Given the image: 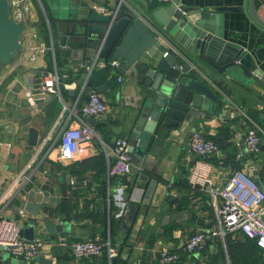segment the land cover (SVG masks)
Here are the masks:
<instances>
[{"label": "crops", "instance_id": "1", "mask_svg": "<svg viewBox=\"0 0 264 264\" xmlns=\"http://www.w3.org/2000/svg\"><path fill=\"white\" fill-rule=\"evenodd\" d=\"M60 1L42 0L48 22L39 2L30 0L32 30L38 35L34 40L25 35L20 58L0 70V193L26 168L30 174L29 180L15 186V195L6 201L3 213L19 220L27 233H35V239L44 242L37 259L27 261L2 248L0 258L5 264H172L161 260V250L179 246L192 232L208 229L217 218L212 196L188 182L189 169L197 158L190 148L192 130L202 129L219 144V151L212 157L219 184L225 183L233 170L243 169L264 188V133L260 152L251 153L244 144L245 133L254 122L264 130V86L241 69L237 80L215 81L220 89L211 84L218 104L213 100L203 102L192 115L193 120L184 118L168 132L165 128L155 132L143 160H134L132 172L123 179L130 202L137 204V213L127 225L123 218L127 210L118 217V207L108 201V190L115 180L108 176L107 152L100 141H94L75 158H64L55 138L64 124L77 125L73 117L65 123L68 112L64 113V108L75 104L81 108L91 90L88 83L98 73V86H104L100 93L108 111L102 116L84 117L109 146L117 137L131 140L139 116L147 112V78L140 81L121 72V66L102 69L98 65L90 75L84 64L76 67L75 50L79 45L68 33V21L57 15L65 10L59 6ZM83 1L98 9L99 5L110 7L119 2ZM135 1L146 19L153 18V10L159 6L212 13L222 6L235 7L223 13L225 37L248 50L244 64L249 71L259 72L264 82V27L252 18L249 0ZM120 4L126 7L124 0ZM257 9L264 19V1L257 0ZM41 44L48 48L42 51L35 47ZM54 69L60 75V94L53 95L62 100L55 111L58 118L46 126L43 99L48 94L35 95L36 106L30 99V88ZM32 127L39 130L35 145L30 143ZM152 178L159 181L151 203L146 205L144 193ZM24 202L39 207L34 213L35 208H27ZM88 239L110 240L118 247V254L112 259L106 251L99 256L76 257L73 243ZM253 241L238 233L225 239L210 237L205 248L184 255L177 264H264V251L255 250Z\"/></svg>", "mask_w": 264, "mask_h": 264}, {"label": "water", "instance_id": "2", "mask_svg": "<svg viewBox=\"0 0 264 264\" xmlns=\"http://www.w3.org/2000/svg\"><path fill=\"white\" fill-rule=\"evenodd\" d=\"M120 1L110 6L109 12H103L83 0H61L59 6L65 10L57 15L68 21V33L79 45L74 49L78 57L76 67L91 63L95 57L105 62L117 59L121 63V72L135 75L140 81L147 78L144 84L148 89L144 102L147 112L139 116L131 133L130 151L135 161L143 160L156 131L161 132L165 128L168 132L184 118L193 120L192 115L203 102L213 100L215 105L218 104L219 98L211 84L237 80L242 69L264 86L260 73L249 71L244 64L248 50L225 37L223 13L235 7L222 6L212 13L184 6H159L153 10V18L146 19L135 0H127L129 4L124 0L126 7L119 6ZM12 7V0H0V70L22 54L26 24L13 17ZM249 11L252 18L264 27L257 0H249ZM167 42L177 47L179 52ZM189 60L197 67H192ZM203 75L211 81L203 79ZM88 86L99 92L104 87L95 86L92 81ZM43 100L46 102L45 125L50 126L58 118L55 111L62 99L48 94ZM38 134L39 130L32 127L31 144L37 143ZM158 181L157 178L150 180L144 193V204L151 203ZM26 203L24 206L26 204L27 208H35L34 213L39 207L32 202ZM136 213L137 204L130 202L123 217L127 225L132 223ZM26 230L22 228L21 234L35 239V233L30 234ZM0 264H5L2 258Z\"/></svg>", "mask_w": 264, "mask_h": 264}, {"label": "built area", "instance_id": "3", "mask_svg": "<svg viewBox=\"0 0 264 264\" xmlns=\"http://www.w3.org/2000/svg\"><path fill=\"white\" fill-rule=\"evenodd\" d=\"M37 1L45 14L46 20L49 22L42 0ZM159 1L168 2L171 0ZM12 4L13 17L26 24L23 37L29 35V38L34 40L38 34L32 30L33 13L30 0H12ZM99 10L109 12L110 8L99 5ZM152 27L157 31L154 26ZM167 44L179 52L177 47L169 42ZM35 47L42 51L48 48L45 44ZM52 49L55 54L53 45ZM189 63L192 67H197L191 60H189ZM98 65L102 69H111L112 67H120L121 63L117 59L105 62L95 57L91 63H85L83 67L90 75ZM203 77L211 81L206 75H203ZM118 79L122 80V77L120 76ZM59 83L60 75L57 69L49 70L42 80L36 81L30 88L32 103L38 105L37 97H35L38 94L42 96L45 94H60ZM215 85L220 89L217 84ZM106 111H108V104L103 95L95 89L90 90L88 98L81 108H78L76 104L64 108V113L68 112L65 116L67 117L65 123L73 117L76 119L77 125L64 124L59 130L55 142H58L62 157L75 158L83 150L92 147L94 141H100L107 152L108 176L110 179L115 180L114 186L111 184L112 187L108 190V201L118 207L116 216L120 217L127 210L131 201L123 183V179L132 172L134 165V155L130 151V140L126 137H117L113 144L109 146L99 136L94 126L84 117V115L102 116ZM61 117H63V114H61ZM263 133V128L256 122L247 129L244 144L249 152L258 153L261 151ZM45 142L46 138L43 146L46 144ZM190 148L197 158L189 169L188 182L192 187L206 191L212 196L217 218L215 223L208 229L192 232L179 246L163 248L160 253L161 260L164 263L177 264L184 255L196 253L205 248L210 237L218 236L225 239L229 234L234 233L242 234L254 240L256 245L264 251V188L262 185L243 169L233 170L229 179L225 183L219 184L215 178V165L212 159L219 151V144L213 138L208 137L202 129L195 128L192 130ZM26 170L27 168L19 176L13 178L7 189L0 193V248L7 250L18 258L29 261L37 259L42 254L44 242L25 238L21 234L22 225L19 220L3 213L6 201L15 195V186L23 179H30V174L26 173ZM20 212L23 213L24 209H21ZM104 251L112 259L118 254V247L114 246L110 240L88 239L73 243V253L78 258L99 256ZM137 264L141 263L138 262Z\"/></svg>", "mask_w": 264, "mask_h": 264}, {"label": "trees", "instance_id": "4", "mask_svg": "<svg viewBox=\"0 0 264 264\" xmlns=\"http://www.w3.org/2000/svg\"><path fill=\"white\" fill-rule=\"evenodd\" d=\"M98 74V73H97ZM96 73L95 74H93V76H92V82H93V84L94 85H96V86H98V84L100 83L99 82V80H98V78L99 77H101V76H99V75H97ZM107 73H102V76H104V75H106ZM253 244H252V246H254V249L256 250V247L258 248V249H260L257 245H256V243H255V241H253L252 242ZM260 250H262V249H260Z\"/></svg>", "mask_w": 264, "mask_h": 264}, {"label": "rangeland", "instance_id": "5", "mask_svg": "<svg viewBox=\"0 0 264 264\" xmlns=\"http://www.w3.org/2000/svg\"><path fill=\"white\" fill-rule=\"evenodd\" d=\"M243 261H244V260H243ZM243 261H242V262H243Z\"/></svg>", "mask_w": 264, "mask_h": 264}]
</instances>
